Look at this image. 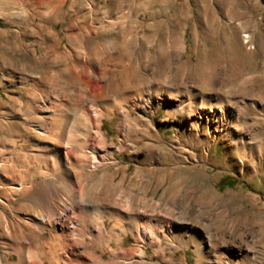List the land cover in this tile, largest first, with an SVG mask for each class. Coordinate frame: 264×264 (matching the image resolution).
Listing matches in <instances>:
<instances>
[{"label": "rangeland", "instance_id": "obj_1", "mask_svg": "<svg viewBox=\"0 0 264 264\" xmlns=\"http://www.w3.org/2000/svg\"><path fill=\"white\" fill-rule=\"evenodd\" d=\"M0 22V162L27 190L10 192L0 163V264H51L32 218L74 189L99 204L76 208L79 230L127 226L104 212L130 201L152 233L76 246L64 223V264H92L87 246L107 263L264 264V0H0ZM82 115L87 164L69 144ZM197 230L202 259L179 241Z\"/></svg>", "mask_w": 264, "mask_h": 264}, {"label": "bare ground", "instance_id": "obj_2", "mask_svg": "<svg viewBox=\"0 0 264 264\" xmlns=\"http://www.w3.org/2000/svg\"><path fill=\"white\" fill-rule=\"evenodd\" d=\"M203 111L204 110H202V108L199 109V114L201 116H203V114H204ZM96 117H97V119L95 122L97 123V125H99L101 123L102 115L100 113H96ZM80 121L83 124V129L80 131V133L76 132L75 130L71 132L72 135L70 136L69 144L75 150V152H77L76 160L81 162V163L85 162L87 164L89 162L90 158L93 157V154L87 150L86 141H87V138L89 136V133L92 131L91 127L95 122L91 123L89 116L81 117ZM61 132H60V134H61ZM59 138L60 137H58V139ZM53 152H54L55 158L60 161V164H61L60 166H62L65 160L63 159L62 156H59V155H61L59 153V150L57 148H54ZM0 163H1V166L3 169L2 171L5 173L4 175L6 177V185H9L11 187L10 192H13V190L23 192V193L27 192L26 187H24L22 185H16L14 182H12L15 170L10 165L9 161H7V160L3 161L2 160ZM68 195H70V196H69V199L66 198V199H68L67 201H62L61 203L58 204V206L47 207L44 209V211L42 213H39V214L33 216V218H32V220L34 221L32 224L35 227L34 232H36L38 235H40V234L44 235L47 238V241L49 240V242H50L49 245H51V248H50L51 250H50L49 261L51 264H64L65 263L62 256L58 252H59V250L66 248L67 246H64V244L61 243V240L57 238V235H56V234H58L57 233V231H58L57 227L63 226L64 223H67L70 227L69 229H72V228L78 229V226L81 223L78 224L77 221L73 220L74 219L73 215L75 214L76 208L78 206H80L81 208H87L88 206L99 205L94 200L89 198V196H90L89 194L84 193L82 191H77L74 189V190H72L71 194H68ZM59 202H60V200H59ZM110 205H112L113 208H111L109 210L110 212H104V213L110 219H117V217L119 218L120 214H122L125 219L127 218L129 220L127 226H123L121 223L117 222L112 226L111 230L108 231L106 228L105 222H97L95 220H92L91 223H89V225H87V226L82 224L84 226V229H82V230L78 229L77 231H75L74 235L72 234L73 235L72 241H73L74 245L79 246L80 244L83 243L82 241L85 240V238H86L85 233L90 236V238L93 240L92 242L94 243V245L101 244L99 242L110 243L113 240L120 242V237H121L122 233H124V232H130L137 239H139L141 241H144L145 239H143V238L146 237L148 234L152 233L150 228H146L144 225H142L138 221L132 220L134 216H139L140 213H138L137 210L133 209L132 203L130 201L127 202L125 208L124 207L121 208V206H119L116 203H113V204L111 203ZM119 208H121V209H119ZM142 210H144L143 212H145V213H147L149 211V210H146L145 205L143 206ZM157 210H159V208H156V209L150 210V211L153 215H156L157 213H155V211H157ZM105 211H107V210H105ZM164 211L163 210H160V212L158 211L159 213L157 215L161 216L162 212H164L165 215H168L172 218L174 217L173 214L169 212V210H167V211L164 210ZM85 213L86 212H82L80 217L84 218L86 215ZM100 215L102 216V214L98 211L97 216H100ZM149 215H150V213H149ZM83 218H81V220ZM172 218H170V219H172ZM173 220L179 224L190 222L186 218H183V217H178V218L176 217ZM28 224H29V222H28ZM163 229H164V227H162V230ZM72 231H74V230H72ZM95 232L97 233L96 236H95ZM22 234L23 233H21L20 236L24 235V234L23 235ZM205 235L206 234L204 231H203V233H201L197 230L196 234L194 235L195 240L192 239V240L185 241L186 239L184 237H181L179 241H181L182 242L181 244H183V245H185V244L187 245L189 242H194L196 245L198 255H199L200 259H202L205 256L204 253L206 252L207 247L211 246V244L208 242ZM28 236H30V235H28ZM213 237H216V236H213ZM217 237L219 239V236H217ZM98 238H99V240H97ZM27 239L29 241V237ZM81 239H83V240H81ZM221 239H222V241H224V243L228 247L230 246L231 248L232 247L235 248L238 246L235 242L226 241L225 239H223V237L220 238V240ZM149 240H150V243L154 242V238H152V237H150ZM159 243H160L159 247L162 246V242H159ZM21 247H23V243H22ZM38 252H40V251H38ZM85 254H86L85 256L91 260L92 264H125V262L121 258H119L117 254L116 255L114 254V257H115L114 262H112V263L105 262L102 256H96L95 255V252H94L92 246L85 247ZM73 256L76 257L77 255L73 254ZM144 256H145V253L143 251H138L135 253V255L132 256L131 259H134L137 257L142 259V258H144ZM71 261L73 263H71ZM74 261L75 260H72V258L69 256V261L66 262V264H74ZM76 261H77V259H76ZM17 264H29V258L27 256H25V254H20L19 262ZM35 264H37V263H35Z\"/></svg>", "mask_w": 264, "mask_h": 264}, {"label": "trees", "instance_id": "obj_3", "mask_svg": "<svg viewBox=\"0 0 264 264\" xmlns=\"http://www.w3.org/2000/svg\"><path fill=\"white\" fill-rule=\"evenodd\" d=\"M0 26H2L1 22H0ZM105 126H107V122L104 123L103 128H105ZM228 185H229L231 188H233V187L236 185V182H230ZM223 186H225L224 183L220 184V187H223Z\"/></svg>", "mask_w": 264, "mask_h": 264}]
</instances>
